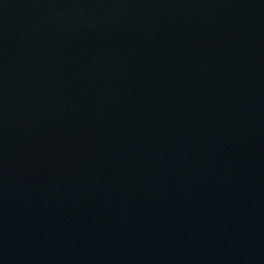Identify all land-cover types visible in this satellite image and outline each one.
I'll use <instances>...</instances> for the list:
<instances>
[{
	"label": "water",
	"instance_id": "95a60500",
	"mask_svg": "<svg viewBox=\"0 0 264 264\" xmlns=\"http://www.w3.org/2000/svg\"><path fill=\"white\" fill-rule=\"evenodd\" d=\"M0 264H264V0H0Z\"/></svg>",
	"mask_w": 264,
	"mask_h": 264
}]
</instances>
